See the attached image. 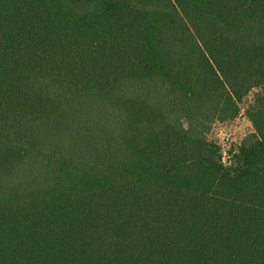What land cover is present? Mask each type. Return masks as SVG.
Here are the masks:
<instances>
[{"label": "trees", "instance_id": "obj_1", "mask_svg": "<svg viewBox=\"0 0 264 264\" xmlns=\"http://www.w3.org/2000/svg\"><path fill=\"white\" fill-rule=\"evenodd\" d=\"M0 264H264V0H0Z\"/></svg>", "mask_w": 264, "mask_h": 264}, {"label": "rangeland", "instance_id": "obj_2", "mask_svg": "<svg viewBox=\"0 0 264 264\" xmlns=\"http://www.w3.org/2000/svg\"><path fill=\"white\" fill-rule=\"evenodd\" d=\"M253 130L251 122L241 115L232 122H216L212 125L209 136L217 140L222 147L223 159L228 156L227 151L235 142H239Z\"/></svg>", "mask_w": 264, "mask_h": 264}, {"label": "built area", "instance_id": "obj_3", "mask_svg": "<svg viewBox=\"0 0 264 264\" xmlns=\"http://www.w3.org/2000/svg\"><path fill=\"white\" fill-rule=\"evenodd\" d=\"M223 147V146H222Z\"/></svg>", "mask_w": 264, "mask_h": 264}]
</instances>
